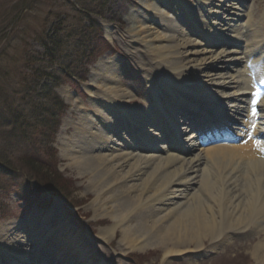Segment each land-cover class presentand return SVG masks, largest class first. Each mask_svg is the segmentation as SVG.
I'll list each match as a JSON object with an SVG mask.
<instances>
[{"label":"bare ground","instance_id":"1","mask_svg":"<svg viewBox=\"0 0 264 264\" xmlns=\"http://www.w3.org/2000/svg\"><path fill=\"white\" fill-rule=\"evenodd\" d=\"M96 1L103 3V12L91 14L96 22L86 24L82 41L87 39L90 28H101L110 40L119 31L104 20L110 0ZM256 3L257 0H136L125 15L128 24L119 37L123 43H138L143 49H133L129 55L142 65L151 105L142 109L127 106L135 91L120 85L117 65L114 61L105 63L107 56L94 66L97 71L86 84L98 92L93 96L87 89L86 95L101 110H86L74 94L67 96L70 113L76 111L82 117L73 126L64 125L63 131L73 129L71 138L65 139L64 157L68 166L78 170V178L86 182V195L93 193L92 222L103 216L111 222L98 229L92 237L95 241L108 245L119 233L123 251H152L160 264L190 256L184 261L191 264L192 258L197 260L210 253L221 258L219 251L248 234L252 264H264V146L250 140L240 147L205 148L193 154L196 143L188 136L185 141L189 144L182 148L185 156L169 154L172 145L175 150L182 147L180 137L187 131L183 123H199L194 120L197 114L187 113L185 105H197L200 98L212 102L214 106L210 108L216 111H240L245 128L252 125L253 110L246 107L249 79L245 67L240 66L258 51L261 55L255 60L264 65V24L262 17H256ZM184 20L197 29L200 39L187 37ZM156 26L166 33L159 32ZM89 39L98 42L103 35L99 31ZM83 59L80 77L84 81L85 68L95 57ZM39 60L48 61L45 56ZM137 91L146 96V101L148 93ZM176 115L182 117V125ZM255 115L258 122L253 125L254 134L264 136V97ZM137 128L145 135L141 136L146 142L145 153L137 151L141 145L130 135ZM164 133L171 144L162 146L159 141H165ZM56 196L62 206L67 203ZM54 209L48 216L57 217ZM52 223L37 232L41 234L36 239L29 232L37 227L36 223L25 221L24 232L21 223H10L0 232V264H6L1 257L9 264H46L45 254L40 252L48 249L54 252L49 264H114L107 261L106 250L80 232L70 228L65 232L64 224L58 222L60 227L56 228L57 222Z\"/></svg>","mask_w":264,"mask_h":264},{"label":"rangeland","instance_id":"2","mask_svg":"<svg viewBox=\"0 0 264 264\" xmlns=\"http://www.w3.org/2000/svg\"><path fill=\"white\" fill-rule=\"evenodd\" d=\"M134 1L136 0H110L108 9L104 11V20L109 21L119 30L113 34L111 40L104 36L101 28L87 30L88 39L94 38L99 31L103 35V39L98 41L96 50L98 54L95 56V61L89 63L85 68L86 74L83 81L84 77H80L82 59L79 61V56L76 55L79 42L73 34L76 31L83 32L86 24L92 26L93 20L96 19L91 16L87 19L85 14L80 15V11L83 8H88L95 15L101 10L103 3L100 5V2L96 0H0V232L7 229L12 222L21 223L23 228L21 231L24 232L27 230L24 221H30L37 224L34 225L37 227L33 231H29L36 239L41 234H37V232L46 229L45 226L54 223L55 220L58 224L56 228L60 227L59 223L61 222L65 225L64 229L60 228L63 229L62 231L67 232L68 228L74 229L90 242L93 241L97 246L102 247L106 250L107 261L110 260L114 264H160V260L152 251L121 250L119 233L112 238L108 245L106 242L95 241L92 238L99 228L108 227L111 222L106 216L92 222L95 217L92 210L94 207L91 205L94 199L93 193L86 195V182L78 178V170L68 166L70 163L64 157L65 139H70L73 134L72 128L63 131L64 125L68 123L73 126L82 117V114L79 115L76 111L70 113L72 107L67 102V96L70 93L74 94V98L77 97V101L82 102L86 110H101L100 106L86 95L88 94L87 89L93 96L96 94L98 96V92L91 87L88 88L86 84H90L97 71H94V66L101 64L102 57H108L105 63L111 64L114 61V65H117L116 75L120 85L124 89L131 88L135 91L132 101L127 106L135 109L141 108L143 96L137 90L146 94L148 89L144 83L142 65L133 61L129 54L130 51L133 52V49L137 48L136 50L140 51L143 49L138 43L133 42L127 45L119 37L121 31L128 24L125 15L129 9L131 11ZM171 6L175 7L172 3ZM253 6L256 8V17H264V0H257L256 5ZM143 13L145 12L143 11ZM155 28L161 33H166L159 26ZM56 30L61 31V37L71 33L70 39L61 49L63 55L67 53L69 56L62 60V64L63 66L73 65V69L79 73L78 78L57 74V76L59 75L56 79L58 84L51 87L52 82H47L50 88H45V97L41 94L42 89L38 91L37 96L39 97H37L30 92L32 90L29 85L34 81L36 83L37 79L34 77L39 75L36 71L48 70L45 68L47 63L37 62L35 59H39L43 55L41 53L43 49L40 46L43 39L47 40L48 37H51L50 33H54ZM192 33L187 37L197 40ZM54 67L59 69L57 65ZM109 84L112 86L111 83ZM53 96L58 98L60 106L52 112L49 111V104L52 102ZM11 109L13 112L18 110L16 112L19 113V115L17 114L19 116L17 123L21 124V131L19 133L14 131V136L18 135L14 138L11 137L13 139H8L10 127H13V122L7 120L8 110L10 112ZM47 109L48 111L45 112ZM130 135L133 138H141V140H143L141 136L145 137L139 128L132 130ZM138 144L142 148L137 151L145 153L143 147L146 142L139 140ZM23 158L29 161L39 159L42 163L41 166L46 165L45 168H48L47 171H50L52 176L55 175L61 179L63 183L61 185L66 191L64 195H67V203L64 206L59 204L57 198L53 197L45 186L34 177L31 166L24 163ZM36 170L40 172L38 168ZM54 180L56 181V179ZM53 209H57V217H54L55 215L48 216L54 212ZM247 238L248 234H245L240 239H234L235 243L239 244L233 243L234 241L230 242L233 244L224 251L222 249L218 252L222 254L221 258H215L216 254L210 253L197 260L192 258L190 263L252 264L251 248L247 244ZM46 258L49 260L50 257ZM187 258L188 256L173 258L168 264H189L184 261ZM1 260L9 264L5 257H1Z\"/></svg>","mask_w":264,"mask_h":264},{"label":"trees","instance_id":"3","mask_svg":"<svg viewBox=\"0 0 264 264\" xmlns=\"http://www.w3.org/2000/svg\"><path fill=\"white\" fill-rule=\"evenodd\" d=\"M80 12H81L80 15L83 16V14H85V17L87 19H89L90 14L94 15V13H92L93 11L90 12V9H88V8H83L82 11H80ZM99 12L102 13L103 11L99 10L98 12H96L95 15L98 16ZM55 33L57 34L56 31H54V33L53 32L50 33L51 37H48L47 40L43 39V41L41 43L42 45L40 44V46L43 49L42 57L45 56L48 59V61L43 60V62L47 63V66L45 68L48 71H44V72L36 71L39 74L36 77L39 78L40 80L36 81V83H35V81L30 83V86L33 87L32 89H34L36 91V92H34V91H30V92L33 95H35V96H37L38 95V91H40V89H42V93L41 94H42V96L45 97V92H44L45 88L46 89L50 88V86L48 85L47 82H49V81L52 82L51 87L56 85V84H58L56 82V79L58 78L59 75L57 76V74L68 73L66 75H70L72 73L75 77H78L77 76L78 73H76L75 70L73 69V67H74L73 65H70V66L65 65V66H63V64H62V60L64 58H66V57H69V56H68L67 53L63 55L61 49L65 45L64 42H66V41H68L70 39L71 33H68L66 35L67 36L66 40H64V39L62 40L63 37L61 38L59 36L60 34L56 35ZM83 34L84 33H82V31H76V33L73 34V36H75L76 40H78V42H79V48L76 50V55L79 56V61H80L81 57L84 58V59L82 58L83 60L89 61V60H92L98 54L96 52V50L98 48V45H97L98 42L96 43L95 41H93V42L90 41V39H88L86 35L85 36H86L87 39L82 41L81 38H84V37H81V36ZM84 51H86V54H84ZM72 55H70V56H72ZM35 60L37 62L41 61L38 58L35 59ZM55 65L59 66L58 67L59 69H56L54 67ZM42 81H44V82H42ZM37 97H39V96H37ZM51 101L52 102L49 104V111L53 112L56 109H58V107L60 106V103H59V100H58V98L56 96H53ZM47 107H48V104H47ZM47 111H48V109L45 112H47ZM16 112H18V110H14V112L12 111V109L10 110V112L8 110V119L7 120H11L13 122V125H12L13 127H10L11 128L10 129V135L8 136V139L9 138L13 139L14 137H16L18 135V134H16L14 136V131L16 133H19L21 131V124L17 123L18 118H19V116H18L19 113H16ZM5 136H6V134H5ZM11 137H13V138H11ZM22 160H23L24 163L26 162L27 165L31 166V171L34 174V177L36 179H38L40 184L45 186V188L49 192H51L52 194H56V195L58 194V196H60V198L67 200V195H64V193L66 191H64V187H62V185H61V183H62L61 179L59 177L55 176V175L52 176L53 177V179H52L51 175L50 176L47 175V173L51 174V172L47 171L48 168L47 167L45 168L46 165L43 164V166H41L42 163H41V161L39 159H34V160L29 161V160H26L25 158H23ZM37 168L40 170V172H37V170H36ZM39 178H41V179H39ZM56 178L59 180L60 183L58 181L57 182L54 181V179H56Z\"/></svg>","mask_w":264,"mask_h":264},{"label":"snow or ice","instance_id":"4","mask_svg":"<svg viewBox=\"0 0 264 264\" xmlns=\"http://www.w3.org/2000/svg\"><path fill=\"white\" fill-rule=\"evenodd\" d=\"M253 115H255V112H253Z\"/></svg>","mask_w":264,"mask_h":264}]
</instances>
